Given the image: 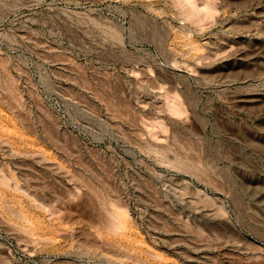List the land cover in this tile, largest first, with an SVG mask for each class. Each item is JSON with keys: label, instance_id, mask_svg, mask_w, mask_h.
<instances>
[{"label": "rangeland", "instance_id": "rangeland-1", "mask_svg": "<svg viewBox=\"0 0 264 264\" xmlns=\"http://www.w3.org/2000/svg\"><path fill=\"white\" fill-rule=\"evenodd\" d=\"M0 264H264V0H0Z\"/></svg>", "mask_w": 264, "mask_h": 264}, {"label": "bare ground", "instance_id": "bare-ground-1", "mask_svg": "<svg viewBox=\"0 0 264 264\" xmlns=\"http://www.w3.org/2000/svg\"><path fill=\"white\" fill-rule=\"evenodd\" d=\"M206 5H208V4H206ZM206 5H205V6H206ZM205 8H206V10H207V11H211V12H213V11H212V10H213V8H211V7H210V5H209V6H207V7H205ZM208 13H209V12H208Z\"/></svg>", "mask_w": 264, "mask_h": 264}]
</instances>
